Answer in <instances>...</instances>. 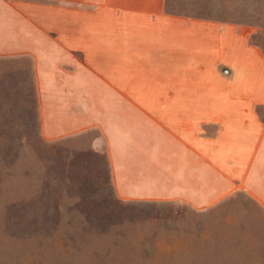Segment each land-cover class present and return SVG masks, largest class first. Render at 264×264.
<instances>
[{
    "label": "crops",
    "instance_id": "crops-1",
    "mask_svg": "<svg viewBox=\"0 0 264 264\" xmlns=\"http://www.w3.org/2000/svg\"><path fill=\"white\" fill-rule=\"evenodd\" d=\"M5 64L46 141L85 142L117 201L158 209L141 229L166 237L161 264H264V51L245 29L166 0H0Z\"/></svg>",
    "mask_w": 264,
    "mask_h": 264
},
{
    "label": "rangeland",
    "instance_id": "rangeland-1",
    "mask_svg": "<svg viewBox=\"0 0 264 264\" xmlns=\"http://www.w3.org/2000/svg\"><path fill=\"white\" fill-rule=\"evenodd\" d=\"M166 12L238 26L264 51V0H166ZM12 75L0 65V264L177 260L163 234L141 229L158 209L117 201L104 159L85 142L46 141L35 103L16 93Z\"/></svg>",
    "mask_w": 264,
    "mask_h": 264
},
{
    "label": "water",
    "instance_id": "water-1",
    "mask_svg": "<svg viewBox=\"0 0 264 264\" xmlns=\"http://www.w3.org/2000/svg\"><path fill=\"white\" fill-rule=\"evenodd\" d=\"M222 70H223V68H222Z\"/></svg>",
    "mask_w": 264,
    "mask_h": 264
}]
</instances>
